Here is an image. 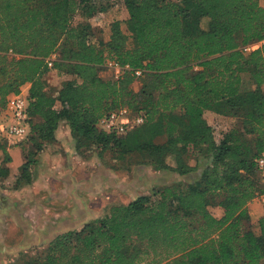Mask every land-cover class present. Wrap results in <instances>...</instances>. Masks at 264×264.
<instances>
[{"label":"trees","instance_id":"16d2710c","mask_svg":"<svg viewBox=\"0 0 264 264\" xmlns=\"http://www.w3.org/2000/svg\"><path fill=\"white\" fill-rule=\"evenodd\" d=\"M97 1L0 0V111L30 85L29 156L66 121L77 146L83 139L118 160L142 158L129 167L146 164L149 155L154 170L186 176L198 170L189 159L204 151L211 164L196 183L114 206L57 237L27 264H263L264 215L255 233L248 206L264 194L257 164L264 157V47L249 55L242 48L264 38V6L260 0H123L127 18L114 21L104 41L90 21L105 11L96 10ZM109 62L123 69L119 78L102 75ZM51 71L66 76L57 95L47 90ZM244 74L251 76L248 90ZM125 107L143 113L145 123L121 137L99 130L103 116ZM225 108L241 125L217 139L206 112ZM7 148L0 142L5 180ZM31 158L17 186L30 182ZM219 197L222 218L209 210Z\"/></svg>","mask_w":264,"mask_h":264},{"label":"crops","instance_id":"0c3cea01","mask_svg":"<svg viewBox=\"0 0 264 264\" xmlns=\"http://www.w3.org/2000/svg\"><path fill=\"white\" fill-rule=\"evenodd\" d=\"M55 72L51 71L45 81L56 87L53 94L57 95L61 83L55 80ZM29 89V84L23 87L26 93ZM50 89L48 86L47 90L52 92ZM6 118L3 109L0 121ZM211 119L209 115L207 121L213 126ZM42 148L32 158L30 149L26 151L23 146L7 148L12 160L3 167L10 171L15 183L28 159L34 161L29 183L10 187L9 178H0V264H27L45 253L57 237L104 217L116 201L132 198L129 204L143 195L137 191L141 180L137 167L123 174L108 168L99 155L84 158L76 150L66 121L60 123L54 139L44 142ZM155 172L147 168L145 173L149 176H145V181H152ZM255 201L250 206L259 210ZM263 215L264 212L259 219Z\"/></svg>","mask_w":264,"mask_h":264},{"label":"rangeland","instance_id":"374dc122","mask_svg":"<svg viewBox=\"0 0 264 264\" xmlns=\"http://www.w3.org/2000/svg\"><path fill=\"white\" fill-rule=\"evenodd\" d=\"M260 2L264 6V0H260ZM94 6L96 10L99 9V7L101 6L105 11H100V12L98 11L94 13L93 16L91 17L90 21L93 26V30L98 39L107 41L110 37L111 24L114 21L124 20L127 18V12L123 5V0H99L97 1L96 4H94ZM79 20L80 18L78 16L76 19V23L79 22ZM102 75L107 78L113 76L114 73L111 68L106 66L104 68V71L102 72ZM54 77L55 80H59L61 84L66 80V78L63 79V77L66 76L59 74L57 71L54 73ZM243 80H244L243 89L248 90L251 87L250 74H244ZM48 86L51 88L50 90H52L53 93L56 87H53L51 85ZM140 88H141V84L138 81L135 84L134 89L136 91H139ZM209 115H212L211 121L213 122V128L215 130V136L217 139H220L225 132L237 128L238 126L241 125V119L238 117H234L230 109L225 108L221 111V113H217L215 111H207L206 119H208ZM26 143L27 142H22L17 146H23L24 150L26 151L29 149L31 150V148L29 149L27 148L29 146ZM75 146H77V144H75ZM78 146L79 149H81V154L83 155L84 158L91 159L94 156L96 157L97 155H99L100 159L107 164L108 168H111L113 170H118L123 174L131 173V171H133L137 167L138 174L141 177L140 183L137 187V191L143 195H153V193L156 191L161 193L166 188H170L177 184H181L182 186L185 187H187L190 184H194L201 179L204 168H206L207 165L211 164V155L207 154V152L204 151L198 159L193 157L188 161L189 164L193 166L197 164L198 170L189 175L180 176L179 174L167 170H161V171L154 170L153 167L149 164L150 162H153L154 160L153 156L145 155V157H143L144 160L143 163L146 164L148 163V165L139 163L137 165H133L132 167L131 166L129 167V164L135 163L138 159L141 162L142 158L139 157L137 159V157L132 156L123 160H118V157L115 153L106 152L105 154L104 153L100 154L99 147L97 145L83 139L80 140ZM169 164L172 165L173 160L169 159ZM147 168L156 171L155 177L152 178V181H148V182L145 181L147 179L146 177L149 176V174L147 175V173H145ZM9 177L10 178L7 182L9 183L10 187H15L16 183L13 180V177L12 176ZM131 200L132 198L127 200L124 198V200H122L121 203H117L118 201H116L115 202L116 205L114 206H126L128 205L127 202ZM220 201L221 198L219 197L217 201L213 203L212 206L209 208L210 212L217 218H222L223 216V209L217 205ZM254 203L256 204V206L259 207V210H257V207L253 209V207L250 206V204L248 206V209L251 217L252 230L255 233H258L259 231L257 229L258 228L257 220L259 219V215L262 212H264V201L262 200L261 197L258 196Z\"/></svg>","mask_w":264,"mask_h":264},{"label":"built area","instance_id":"2783aa9c","mask_svg":"<svg viewBox=\"0 0 264 264\" xmlns=\"http://www.w3.org/2000/svg\"><path fill=\"white\" fill-rule=\"evenodd\" d=\"M264 47V38L261 41L247 45L242 48L245 55H249ZM56 55L48 60V66L53 67V61ZM108 67L113 70L114 77L117 79L121 75L123 69L114 62H109ZM196 70L198 67L195 68ZM143 70H136L134 76L139 79L143 76ZM28 94L25 90H21L19 94H13L8 98L6 107L7 118L0 121V142L7 144L8 147L26 142L29 137V115H28ZM145 123L143 113H134L128 108H119L109 114L103 116L99 123V130L107 134H115L119 137L125 136L128 132L135 128L141 127ZM261 180L264 184V157L258 161ZM264 201V194L260 195Z\"/></svg>","mask_w":264,"mask_h":264}]
</instances>
